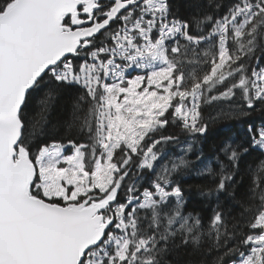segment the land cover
Masks as SVG:
<instances>
[{"label": "snow or ice", "instance_id": "1", "mask_svg": "<svg viewBox=\"0 0 264 264\" xmlns=\"http://www.w3.org/2000/svg\"><path fill=\"white\" fill-rule=\"evenodd\" d=\"M180 7L0 0V264H264V0Z\"/></svg>", "mask_w": 264, "mask_h": 264}, {"label": "trees", "instance_id": "2", "mask_svg": "<svg viewBox=\"0 0 264 264\" xmlns=\"http://www.w3.org/2000/svg\"><path fill=\"white\" fill-rule=\"evenodd\" d=\"M180 3V11L182 14H187L190 9L184 7L185 0H178ZM69 101L67 99H61L57 102L55 109L52 111L51 119L57 120L62 119L67 115V108H68ZM215 109L210 108L209 112L214 114ZM251 119L255 122H259L260 116L257 113H254ZM246 125L234 119H222L217 120L216 122L210 125L209 132L207 134L206 139H202L200 141V147L203 148L204 153L206 156L210 157L218 145L223 143L225 140H240L243 138V132ZM260 158L259 151H252L251 154L246 156V162L248 164H252L256 162ZM192 159H195L192 156ZM184 183L186 189V195L189 199V208L190 209H198L203 206V201L198 195V188L204 186L208 183V180L203 177H198L195 175H187L184 178ZM247 183V179L245 178L244 184ZM237 190H241V185H237ZM188 259L187 256L184 257Z\"/></svg>", "mask_w": 264, "mask_h": 264}, {"label": "rangeland", "instance_id": "3", "mask_svg": "<svg viewBox=\"0 0 264 264\" xmlns=\"http://www.w3.org/2000/svg\"><path fill=\"white\" fill-rule=\"evenodd\" d=\"M215 111H216V110H215ZM215 111H214V114H215ZM214 114H213V115H214Z\"/></svg>", "mask_w": 264, "mask_h": 264}]
</instances>
